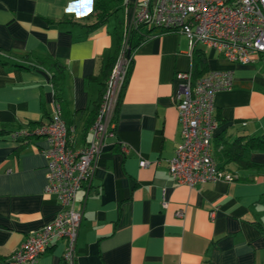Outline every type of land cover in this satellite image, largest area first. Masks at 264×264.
I'll return each mask as SVG.
<instances>
[{
	"label": "crops",
	"instance_id": "crops-1",
	"mask_svg": "<svg viewBox=\"0 0 264 264\" xmlns=\"http://www.w3.org/2000/svg\"><path fill=\"white\" fill-rule=\"evenodd\" d=\"M95 1L0 0V129L10 134L51 121L56 62L64 70L63 119L77 132L78 148L91 139L124 25L146 0H125L93 28ZM138 38L113 113L115 137L104 141L93 179L77 196L83 221L75 264H264V147L247 149L250 139L264 138V56L240 65L200 45L191 51L178 32ZM187 71L234 74L233 89L215 96L212 140L213 157L232 181L190 188L170 176L182 142L176 75ZM9 134L0 138V264H13L10 257L30 233L61 210L45 192L46 141L24 143ZM143 161L151 165L143 168ZM65 246L54 240L39 264H69Z\"/></svg>",
	"mask_w": 264,
	"mask_h": 264
},
{
	"label": "built area",
	"instance_id": "built-area-1",
	"mask_svg": "<svg viewBox=\"0 0 264 264\" xmlns=\"http://www.w3.org/2000/svg\"><path fill=\"white\" fill-rule=\"evenodd\" d=\"M141 29L178 32L187 37L191 51L200 45L216 51L230 63L255 65L264 56V0L144 1L132 21L124 25L122 46L90 128L91 139L83 147H77V132L67 125L56 101L48 124L11 135L13 140L34 136L46 141L42 150L47 168L45 192L56 197L61 210L52 221L30 233L10 257V263L39 264L54 240H65L63 260L75 264L83 221V210L76 206L77 196L93 179L104 141L115 137L113 113L131 65L128 52L132 37ZM176 80L182 142L169 161L170 176L175 183L190 188L232 181L233 177L221 171L213 157L212 140L218 129L215 96L233 89L234 74L212 71L196 78L193 71H187L179 72ZM122 151L127 154L129 147L123 145ZM150 165L147 161L141 163L143 168Z\"/></svg>",
	"mask_w": 264,
	"mask_h": 264
},
{
	"label": "trees",
	"instance_id": "trees-1",
	"mask_svg": "<svg viewBox=\"0 0 264 264\" xmlns=\"http://www.w3.org/2000/svg\"><path fill=\"white\" fill-rule=\"evenodd\" d=\"M124 3H125V0H96L95 3H94V10L93 11H94V13L97 14L98 21L94 25L93 28L105 24L111 17L115 16L119 12V10L122 8ZM142 30H144L145 32L144 33L141 32ZM159 31L164 32V31H167V30H159ZM153 32H156V31H150V30H147V29H141L139 32H137V33H135L133 35V37H132V45L135 44L134 40H136L138 37H139L138 41H143L146 38H148V36H150ZM139 39H141V40H139ZM138 44H141V42H138ZM131 49L133 50L134 46H132ZM27 62L30 63V66H32V67H35V66L38 65L37 63H33V62L29 61V60H27ZM114 62H115V60H113V61H111L109 63V68H108V72L107 73H109V72L111 73V71L113 69V66H114ZM51 65H52L51 69H54V68L57 69L56 70L57 71V75H55L54 73H51V82H52L53 88H54L55 101L57 103H59L61 105V107H62L61 82H62V74H63L64 70L62 69L61 65H59L56 62H52ZM193 73H194V71H193ZM194 77H196L195 73H194ZM199 77H202V76H198L196 78H199ZM108 78H107V80H108ZM126 82H125L124 85H126ZM123 88H124V86H123ZM105 89H106V84H105V88L103 90V93L101 95V98H100V100H99V102H98V104L96 106V115H97V112H98L99 103L102 100V97L104 95ZM96 115H95V119H96ZM37 127H39V126H36V127L33 126V127H29V128H24V129H28L29 131H33ZM13 133H10V134H13ZM6 134H9V133L7 131H5L4 129H0V138L5 136ZM10 134L8 136H10ZM33 137L34 136L23 138L21 141H23L25 143L27 141H30V139H32ZM247 145H248L247 149H261V148L264 147V138L263 139L262 138L250 139V141L247 142ZM241 147H242V145H241Z\"/></svg>",
	"mask_w": 264,
	"mask_h": 264
},
{
	"label": "water",
	"instance_id": "water-1",
	"mask_svg": "<svg viewBox=\"0 0 264 264\" xmlns=\"http://www.w3.org/2000/svg\"><path fill=\"white\" fill-rule=\"evenodd\" d=\"M131 53V50L129 51V54Z\"/></svg>",
	"mask_w": 264,
	"mask_h": 264
}]
</instances>
